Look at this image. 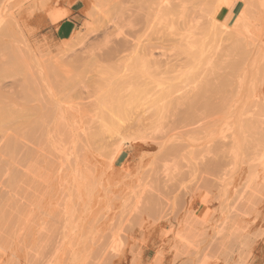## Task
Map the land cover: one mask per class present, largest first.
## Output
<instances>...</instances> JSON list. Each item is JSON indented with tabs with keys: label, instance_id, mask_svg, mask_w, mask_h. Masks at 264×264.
Listing matches in <instances>:
<instances>
[{
	"label": "rangeland",
	"instance_id": "obj_1",
	"mask_svg": "<svg viewBox=\"0 0 264 264\" xmlns=\"http://www.w3.org/2000/svg\"><path fill=\"white\" fill-rule=\"evenodd\" d=\"M256 57L264 0H0V264H264Z\"/></svg>",
	"mask_w": 264,
	"mask_h": 264
},
{
	"label": "bare ground",
	"instance_id": "obj_2",
	"mask_svg": "<svg viewBox=\"0 0 264 264\" xmlns=\"http://www.w3.org/2000/svg\"><path fill=\"white\" fill-rule=\"evenodd\" d=\"M161 2H162V1H161ZM166 2H167V1H166ZM223 5H224V4H223ZM212 15H213V16L211 17V19L213 18V20H212V24H213L214 26L217 25L218 27L224 29V23H223L222 19H219V20H218V17L220 16V13L218 14V13H217V10H216V12L213 13ZM210 16H211V15H210ZM213 25H212V26H213ZM221 32H222V31H221ZM213 38H214V37H213ZM208 40H209V39H208ZM212 41H213V40H212ZM212 41H211V42H212ZM209 46L211 47V43H210ZM213 49H214V48H213ZM260 49H261V48H260ZM211 50H212V49H211ZM203 51H204V48L202 47V49H201V53H202V54H203ZM257 53H258V51H257ZM202 54H201V55H202ZM253 54H254V53H253ZM201 55H200V56H201ZM254 55H256V53H255ZM252 56H253V55H252ZM195 57H196V55H195ZM193 58H194V55H193ZM193 58H192V60H191L192 63H193V65H190V66H191V69H192V66L196 65V63H197V61H194V62H193ZM257 58H258V57L252 59V60L250 61V65H251V67H253V68H257L258 72H261V73L264 75V65H260V66H259V65L257 64ZM194 63H195V64H194ZM190 64H191V63H190ZM197 65H198V64H197ZM250 65H249V66H250ZM197 67H198V66H197ZM186 68H188V67H186ZM191 69H189V68L186 69V70L184 69V70H185V73H184V71H183V69H182V71H183L182 74L179 73L180 71H179V72L177 71V73H179L180 75L183 76V74H186V71H187V72H188L189 70L191 71ZM248 69H249V68H248ZM250 69H251V68H250ZM250 69H249V70H250ZM180 70H181V69H180ZM251 72H252V71H251ZM258 72H256V70H255V73H258ZM196 73H197V72H196ZM179 74H177V75L179 76V80H180L181 77H180ZM191 74H192V76H193V72H192V73H189V72L187 73V75H189V78H188V77H187V78H188L190 81L193 80V79H190V78H192V77L190 76ZM194 75H195V74H194ZM200 76H201V75H200ZM246 76H247V75H246ZM165 77H166V75H165ZM175 77H176V76H175ZM193 77H194V76H193ZM195 77H196V76H195ZM198 77H199V76H198ZM261 77H262V76H261ZM263 77H264V76H263ZM183 78H184V77L181 78V81H182V80L186 81L187 78H186V77H185L186 79H185V78L183 79ZM196 78H197V77H196ZM196 78H195V79H196ZM250 78H251V77H250ZM162 79H163V78H162ZM177 79H178V78H177ZM177 79H176V80H177ZM188 79H187V80H188ZM176 80L173 79V80H171V82H172V81L175 82ZM179 80L177 81V84H179V83L182 84V82H179ZM240 80H243V79H240ZM259 80H262V79L260 78ZM156 81H157V80H156ZM159 81H160V80H159ZM190 81H189V84H188V82L186 81V83L184 82V84H182V85H178V86L176 85L177 87L175 86V88H179L180 90H182L181 87H182L183 85H184V86H183V89L186 88V87H185V86H186L185 84H187V86L189 85V87H190ZM244 81H245V80H243V82H244ZM154 82H155V81H154ZM173 82H172L173 86H172V85L170 86L171 88L174 87V85H175ZM169 83H170V82H169ZM169 83H168V85H169ZM192 83H195V81H194V82H191V85H192ZM164 84H165V83H164ZM170 84H171V83H170ZM195 84H196V83H195ZM241 84H242V83H241ZM155 85H157V84H155ZM158 85L160 86V84H158ZM162 85H163V84H162ZM168 85H167V86H168ZM249 85H250V84H249ZM152 86H153V85H152ZM179 86H180V87H179ZM237 86H238V85H237ZM240 86H241V85H240ZM258 86L261 87L262 90H264V80L260 81V85H259V83H258ZM164 87H165V86H164ZM170 87H169L168 90L171 91V92H173V91H174L173 88H172V90H173V91H172V90H170V89H171ZM259 87H258V88H259ZM156 88H157V86H156ZM167 88H168V87H167ZM167 88H165V89H167ZM175 88H174V89H175ZM187 88H188V87H187ZM187 88H186V89H187ZM190 88H191V87H190ZM237 88H238V87H237ZM165 89H163V90H165ZM241 89H242V87H241ZM107 90L109 91V89H107ZM180 90H178V91H180ZM184 90H185V89H184ZM239 90H240V89H239ZM262 90H260V91H262ZM178 91H177V89H176L175 93H177ZM185 91H186V90H185ZM104 92H105V91H104ZM104 92H103V95H102V96H106V95H104V94H105ZM111 92H112V91H110L109 93H111ZM143 92H144V91H143ZM167 92H168V91H167ZM171 92H170V93H171ZM251 92H253V91H251ZM251 92H250V93H251ZM153 93H154V92H153ZM168 93H169V92H168ZM168 93H167V94H168ZM181 93H184V92H181ZM181 93L179 92V94H181ZM253 93H254V92H253ZM257 93H258V92H257ZM261 93H262V92H261ZM111 94H112V93H111ZM111 94H110V95H111ZM142 94H143V93H142ZM151 94H152V93H151ZM163 94H164V93H162V95H163ZM167 94L165 93L164 95H167ZM255 94H256V93H255ZM99 95H100V93H99ZM153 95H154V97H155V94H152L151 96H153ZM156 95H157V94H156ZM236 95H237V94H236ZM251 95H252V93H251ZM251 95H250V96L248 95V97L251 98ZM102 96H101V97H102ZM159 96H161V95H158V96L155 97V98H158V99L160 100L161 98H159ZM170 96H173V93H172V95L170 94ZM252 96H253V95H252ZM99 97H100V96H99ZM101 97H100V99H102ZM145 97H146V95H145ZM167 97H169V96L167 95ZM237 97H239V96H237ZM253 97H254V96H253ZM253 97H252V99H253ZM106 98H107V97H106ZM112 98H113V97H112ZM155 98H154V99H155ZM164 98H165V100H166V97H165V96H163L162 99H164ZM97 99H98V98H97ZM110 99H111V98H110ZM252 99H251V100H252ZM104 100H105V99L103 98L102 103L104 102ZM106 100H107V99H106ZM114 100H115V99H114ZM114 100H113V101H114ZM155 100H156V99H155ZM155 100H153L152 102L154 103ZM159 100L157 101V104H159V103H158ZM232 100H233V99H231V102H232ZM98 101H100V100H98ZM113 101H112V99H111V103L116 104V102H113ZM162 101H164V100H162ZM166 101H167V100H166ZM166 101H164V103H165ZM235 101H236V100H235ZM105 102H107V101H105ZM160 102H161V101H160ZM238 102H239V101H238ZM164 103H162V105H163ZM234 103H235V102H234ZM99 104H101V102H100ZM103 104H104V103H103ZM103 104H102V105H103ZM107 104H108V103H107ZM155 104H156V103H155ZM102 105H100V106H102ZM105 105H106V104H105ZM105 105H104V107H105ZM116 105H117V104H116ZM162 105H160V106H162ZM246 105H247V104H246ZM106 106H107V105H106ZM160 106H159V107H160ZM104 107H103V108H104ZM107 107H108V106H107ZM116 107L118 108V105H117ZM159 107H158V108H159ZM243 107H245V106H243ZM109 108L111 109V111L113 110V112H114V109H116L115 107H113L114 109H112L111 107L104 108V109H109ZM250 108H252V110H253V111H252V110H250V111H252L253 114H256V116L259 115L258 113H261V115H262V117H263V121H261V123H262V125H263V122H264V116H263V114H262V111H264V110H262V109H264V100H263V101H260V102H258V101H252ZM254 108H255L256 110H254ZM118 109H120V108H118ZM118 109H116V110H117L116 115L118 114V111H120V110H118ZM23 110H24V109H23ZM116 110H115V111H116ZM242 110H243V109H242ZM245 110H246V107H245ZM259 110H260V111L262 110V111L259 112ZM12 111H13L12 108H10L9 110H7V109H0V119H3V117H10V116L12 117V115L14 114V112H12ZM105 111H106V110H105ZM105 111H104V113H105ZM111 111L109 110V111H107V112L110 113V116H111V117H112V114H113V116H114V118H115V115H114L115 112H114V113H111ZM227 111H229V110H227ZM15 112H16V111H15ZM20 112H21V111H20ZM107 112H106L105 114H106V115L109 117V119H110V116H109V114H107ZM252 112H250V113L252 114ZM18 113H19V112H18ZM104 113H103V114H104ZM119 113H120V112H119ZM248 113H249V112H248ZM250 113H249V114H250ZM263 113H264V112H263ZM103 114H101V118L105 119V122H107V121L109 122V119L107 120V118H105L104 116L102 117ZM236 114L239 115V114L237 113V111H234V109H233V112L230 113V116L227 115V116H229V117L231 118V120L228 121V122L231 121L230 124H229V123H228V124L230 125V130L232 131V132L229 134V139H230V141L232 142V145H231L232 147H231L230 149H236V147H238V146H237V142H236V141H237V135L239 134V131L242 129V127H243V129L245 128V125H244L245 123H244V121L246 122V126H247V123L250 122L251 118L253 119V118L255 117V116L253 117V114H252L251 116L249 115V117L246 118V120H242L241 117H242V116H243V117H246L245 114L242 113V112H241V114H240L239 116H237ZM106 115H105V116H106ZM14 116H15V114H14ZM224 116H225V115H224ZM250 117H251V118H250ZM257 117L260 118V116H257ZM99 118H100V117H99ZM101 118H100V119H101ZM114 118L112 117L113 120L110 119V121L112 120V121L114 122ZM103 119H101V120H102V124H103V121H104ZM225 119H226V118H225ZM243 119H244V118H243ZM254 119H255V118H254ZM257 119H258V118H256V120H257ZM261 119H262V118L258 119V122H260L259 120H261ZM106 120H107V121H106ZM112 121H111V122H112ZM108 122H107V123H108ZM111 122H110V125L112 124V127H113L114 125H115V127H116V124H114L113 122L111 123ZM225 122H227V121H224L223 124H226ZM104 124H105V126L107 125L106 123H104ZM108 124H109V123H108ZM250 124H251V123H250ZM221 125H222V124H221ZM226 125H227V124H226ZM263 126H264V125H263ZM108 127H109V125L107 126V128H108ZM115 127H113V128H115ZM249 127H250V126H249ZM109 129H110V128H109ZM226 129H227V127H226ZM262 129H264V128H262ZM113 130H114V129H113ZM241 131H242V133H243V130H241ZM244 131H245V132H244V134H245L246 131H248V128L246 127V129H244ZM263 132H264V130H263ZM263 132H262V133H263ZM240 134H241V133H240ZM244 134H243V135H244ZM246 134H247V133H246ZM246 134H245V135H246ZM263 134H264V133H263ZM243 135H242V136H243ZM238 136L240 137V139L242 138L241 135H238ZM248 136H249V135H248ZM262 136H263V135H262ZM259 138H260V137H259ZM259 138H258V139H259ZM263 138H264V136H263ZM263 138H261V139H262V141L264 142V139H263ZM195 139H198V138H195ZM195 139H193V140H195ZM244 139H246V136H245V138H242L243 141H244ZM242 140L240 141V143H242ZM245 141H247V140H245ZM244 143H245V142H244ZM261 143H262V142H261ZM122 144H123V142H122ZM242 145H243V144H242ZM263 145H264V144H263ZM245 146H248V145H244L243 147H245ZM239 147H240V146H239ZM230 149H229V150H230ZM243 149H247V148L245 147V148H243ZM232 151L234 152V150H232ZM233 152L230 151V152H228V154L231 153V154H233L234 156H235V155H236V156L239 155V150H238V148H237V150H235V152H234L235 154H234ZM236 152H238V155L236 154ZM243 153H245L244 150H243ZM231 154H230V156L233 157V155H231ZM246 155H247V154H246ZM236 156H235L234 158H236ZM259 157H260V156H259ZM260 158H261V157H260ZM228 159H229V158H228ZM232 159H233V158H232ZM243 159H244V160H242V165H244L243 162L246 161V159H245L244 157H243ZM251 159H252V158H251ZM253 159H255L254 156H253ZM256 159H257V158H256ZM262 159H263V158H262ZM247 160H250V158H247ZM257 160H258V159H257ZM235 161H237V160H235ZM235 161L232 160L233 163H235ZM246 162H247V161H246ZM246 162H245V163H246ZM261 162H262V161H261ZM261 162H260V163H261ZM236 163H238V162H236ZM239 163H240V162H239ZM254 163H256V162H254ZM263 163H264V162H262V165L264 166ZM240 164H241V163H240ZM236 165H237V164H236ZM236 165L234 166V164H233V169H234V167H237ZM245 166H246V165H245ZM240 169H241V168H240ZM231 170H232V169H231ZM230 172H233V171H230ZM255 172H256V171H255ZM255 174H256V173H255ZM87 194H88V193H87ZM84 210H85V209H84Z\"/></svg>",
	"mask_w": 264,
	"mask_h": 264
},
{
	"label": "crops",
	"instance_id": "obj_3",
	"mask_svg": "<svg viewBox=\"0 0 264 264\" xmlns=\"http://www.w3.org/2000/svg\"><path fill=\"white\" fill-rule=\"evenodd\" d=\"M68 13H69L68 16H66L60 22L52 26V34L59 42H63L69 39L76 30L78 18L77 16H75V11L69 9Z\"/></svg>",
	"mask_w": 264,
	"mask_h": 264
}]
</instances>
